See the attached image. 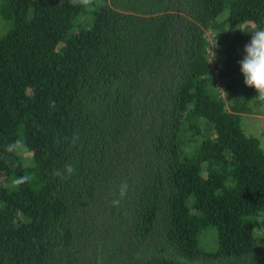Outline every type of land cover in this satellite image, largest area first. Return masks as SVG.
Returning <instances> with one entry per match:
<instances>
[{"label": "trees", "instance_id": "1", "mask_svg": "<svg viewBox=\"0 0 264 264\" xmlns=\"http://www.w3.org/2000/svg\"><path fill=\"white\" fill-rule=\"evenodd\" d=\"M257 28L264 0H0V264H264Z\"/></svg>", "mask_w": 264, "mask_h": 264}, {"label": "clouds", "instance_id": "2", "mask_svg": "<svg viewBox=\"0 0 264 264\" xmlns=\"http://www.w3.org/2000/svg\"><path fill=\"white\" fill-rule=\"evenodd\" d=\"M70 2L77 6H90L93 0H70ZM248 32L251 33V39L243 49L244 57L239 62L240 71L244 77V84L256 91L254 99L264 101V28H257ZM218 90L223 92L221 89ZM55 106L56 102L54 100L50 101L49 107L55 109ZM78 140V134H73L71 141L72 145L75 146ZM29 151L30 149L28 148L26 141L20 138H17L5 146V152L7 154L21 158L25 157ZM8 163L14 167L16 166L11 160H9ZM76 173V166L73 163L68 162L64 164L62 169H55L52 175L54 178L58 177L63 180L65 178L70 179ZM31 180V174L25 173L22 176L13 177L9 186L13 189H18L20 185L26 184ZM129 187L130 185L127 180H122L121 183L117 185V192L119 195L116 199H113V206H119L121 201L126 197Z\"/></svg>", "mask_w": 264, "mask_h": 264}, {"label": "rangeland", "instance_id": "3", "mask_svg": "<svg viewBox=\"0 0 264 264\" xmlns=\"http://www.w3.org/2000/svg\"><path fill=\"white\" fill-rule=\"evenodd\" d=\"M220 93L224 96L222 92ZM239 122L244 134L257 138L264 151V105H261L255 114L240 115ZM255 236L256 243L264 245V224L257 229Z\"/></svg>", "mask_w": 264, "mask_h": 264}, {"label": "built area", "instance_id": "4", "mask_svg": "<svg viewBox=\"0 0 264 264\" xmlns=\"http://www.w3.org/2000/svg\"><path fill=\"white\" fill-rule=\"evenodd\" d=\"M207 39H208V47H207V58H208V62H209V68L210 71L213 75V77L215 78V80H217L216 78V74H217V68H216V51H215V45L214 43L211 41V35L207 33ZM221 92V91H220Z\"/></svg>", "mask_w": 264, "mask_h": 264}]
</instances>
